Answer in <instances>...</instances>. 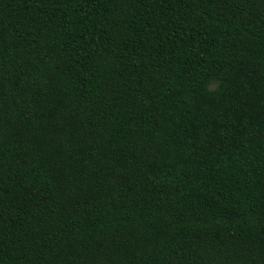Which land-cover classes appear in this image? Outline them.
Returning <instances> with one entry per match:
<instances>
[{
	"label": "trees",
	"instance_id": "1",
	"mask_svg": "<svg viewBox=\"0 0 264 264\" xmlns=\"http://www.w3.org/2000/svg\"><path fill=\"white\" fill-rule=\"evenodd\" d=\"M0 264H264V0H0Z\"/></svg>",
	"mask_w": 264,
	"mask_h": 264
}]
</instances>
